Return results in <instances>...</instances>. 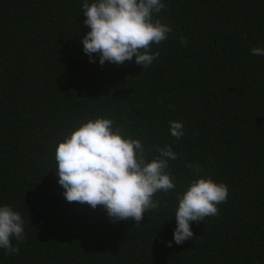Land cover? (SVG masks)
I'll return each instance as SVG.
<instances>
[{
    "label": "trees",
    "instance_id": "1",
    "mask_svg": "<svg viewBox=\"0 0 264 264\" xmlns=\"http://www.w3.org/2000/svg\"><path fill=\"white\" fill-rule=\"evenodd\" d=\"M83 2L0 0V206L25 221L19 253L0 249V264H264V56L251 54L264 47V0H164L157 18L173 32L144 69L89 62ZM100 117L150 158L154 145L180 156L176 189L140 224L70 203L58 184V142ZM171 121H183L180 140ZM208 176L227 201L177 245L176 197Z\"/></svg>",
    "mask_w": 264,
    "mask_h": 264
},
{
    "label": "clouds",
    "instance_id": "2",
    "mask_svg": "<svg viewBox=\"0 0 264 264\" xmlns=\"http://www.w3.org/2000/svg\"><path fill=\"white\" fill-rule=\"evenodd\" d=\"M166 8L164 0H84V26L90 29L82 39L83 52L89 62L122 65L126 61L151 66L159 57L153 45L163 44L172 34L169 24L158 15ZM180 42L187 46V38ZM254 56H264V47L251 48ZM170 134L180 140L184 136L183 121L170 122ZM155 149L151 158L140 139H133L109 118L88 119L58 142L55 162L58 184L68 202L102 206L112 222L132 219L140 224L144 214L158 209L157 193L176 189V178L169 161L180 158L171 145ZM200 171L199 165H187ZM226 184H217L210 176L192 180L176 199L173 240L177 245L193 238L191 224L219 215V205L227 201ZM166 206V205H165ZM25 221L11 205L0 206V249L18 254L25 239ZM15 238L16 245L12 239ZM167 242V247L172 246Z\"/></svg>",
    "mask_w": 264,
    "mask_h": 264
}]
</instances>
